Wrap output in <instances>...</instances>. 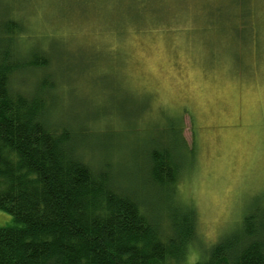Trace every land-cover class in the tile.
Instances as JSON below:
<instances>
[{
  "label": "rangeland",
  "instance_id": "rangeland-1",
  "mask_svg": "<svg viewBox=\"0 0 264 264\" xmlns=\"http://www.w3.org/2000/svg\"><path fill=\"white\" fill-rule=\"evenodd\" d=\"M8 20L23 27L19 55L50 60L18 73L13 90L55 85L50 124L123 185L166 140V117L182 119L195 147L175 184L197 213L187 264L264 201V0H0V37ZM13 224L0 209V226Z\"/></svg>",
  "mask_w": 264,
  "mask_h": 264
},
{
  "label": "trees",
  "instance_id": "trees-1",
  "mask_svg": "<svg viewBox=\"0 0 264 264\" xmlns=\"http://www.w3.org/2000/svg\"><path fill=\"white\" fill-rule=\"evenodd\" d=\"M21 29L8 20L0 37V209L14 221L0 226V264H187L197 213L177 201L175 184L186 168L182 155L195 147L182 119L166 117V140L143 156L135 182L123 185L114 165L92 166L80 151L85 142L50 124L46 90L55 85L13 90L18 73L46 70L50 61L38 50L30 59L19 55ZM263 203L191 264H264Z\"/></svg>",
  "mask_w": 264,
  "mask_h": 264
}]
</instances>
